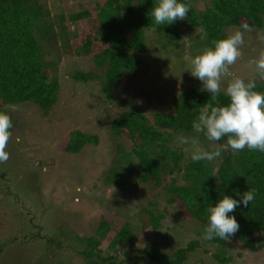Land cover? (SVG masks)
<instances>
[{"label":"rangeland","instance_id":"1","mask_svg":"<svg viewBox=\"0 0 264 264\" xmlns=\"http://www.w3.org/2000/svg\"><path fill=\"white\" fill-rule=\"evenodd\" d=\"M33 1L43 5L54 23L56 42L44 45L47 66L41 74L43 86L50 91L38 105L18 104L24 100L26 83L15 84L12 93L0 87V112L9 114L13 124L7 148L10 158L0 163V264H100L101 255L96 252H111L103 254L113 257L111 264H154L139 256L138 250L155 244L149 252L168 261L191 242L194 245L183 252L182 264H264L263 234L258 236L261 241L251 240L246 248L230 239L220 248L202 239V223L190 217L177 192L167 190L171 186L179 191L190 184L183 177L189 163L208 174L213 165L227 163L223 153L212 162H193L186 146L175 143L178 129L170 126L177 115L174 100L188 89H202L201 81L190 74V59L213 46L205 32L207 24L188 14L170 25H133L132 32L123 34L133 45L124 51L133 56L136 67L121 86L111 87L113 99L108 101L102 83L105 59L115 51L118 39L105 34L119 29L110 22L111 12L101 11L107 0ZM205 1L196 0L190 10L198 13ZM257 33L253 29L245 34L243 55L231 68L232 77L247 80L252 75L248 62L264 50ZM81 73H90L92 78L73 79ZM262 81L257 78L256 91L263 92ZM130 109L141 112L155 129L168 130L157 138L150 153L160 165V185L153 179L139 181L134 166L122 180L117 172L118 150L130 143L125 133L115 137L110 124ZM77 131L97 134V145L88 143L80 152H66V144ZM199 138L211 150L213 144L202 135ZM174 154L182 156L175 159ZM144 208L145 231L138 228L140 219L136 220ZM101 219L111 227H103ZM125 223L133 230L132 241L115 251L110 239ZM219 252L227 253L230 261L219 262ZM237 253L242 254L240 259Z\"/></svg>","mask_w":264,"mask_h":264},{"label":"trees","instance_id":"2","mask_svg":"<svg viewBox=\"0 0 264 264\" xmlns=\"http://www.w3.org/2000/svg\"><path fill=\"white\" fill-rule=\"evenodd\" d=\"M157 3L158 0H107L102 6V12L109 10L114 17L117 16L110 18V22L119 29L118 31H106L105 34L107 36L114 35L118 39V43L113 47L115 51L110 52V57L105 59L107 63L102 83L108 90V101L113 99L111 87L121 86L131 77L136 67L133 56L124 51L133 43L123 34L126 31L132 32L133 25H136V28L142 25H154L151 12ZM185 3L190 6V9H193L192 4L196 3V0H186ZM188 14L207 24L205 32L212 45L214 41L226 37V32L229 30L233 32L243 23H248L253 29L264 32V0H207L203 10L198 13L190 10ZM55 42L54 23L44 12L43 5L41 6L39 2L33 0H0V87H3L8 93H12L18 86L17 83H26L22 90L24 100H20L18 104L31 101L38 105L44 93H49L50 88L43 86L41 77L42 70L47 66L43 60V51L45 44L54 46ZM91 78L90 73L73 75V79L80 81ZM29 92H33L34 95L30 96ZM217 101L219 105H227L229 102L228 97L222 91L214 101L202 90L188 89L186 93L174 100V109L177 115L175 123L170 125L171 128L178 129V131L176 130L177 134H194L192 124L197 120L202 107L206 104L215 106ZM155 121L159 123L160 120L156 119ZM110 129L117 138H121L125 133L130 143V147L118 150L117 153L119 156L116 168L120 179H124L126 170L130 166H134L139 181L153 179L157 185H160V165L151 159L150 153L157 138L168 132L167 128L164 127V130L155 129L154 126L148 125L141 112L130 109L115 118L110 124ZM98 141L97 134L86 135L77 131L72 134L64 150L69 153H77L86 144L97 145ZM225 142L226 139L218 143ZM181 156V154H174L175 159H180ZM222 159H226L227 163L213 165L209 174L202 169L197 171L192 163L187 164L183 177L190 184L179 190L182 191L181 194L177 190H172L171 186L167 190L171 194L174 192L176 195L177 193L180 195V200L190 217L202 223L200 231L203 232L208 223L207 209L210 205L214 206L225 195L240 200L244 192L254 189L255 199L249 206L244 207L241 204L233 213H230L235 216L240 226L239 230L230 237V240L232 244L239 241L246 248L249 241L259 239V234L264 236V152L252 151L247 148L237 153H232L229 150L223 152ZM187 194L192 197L186 198ZM168 200H171L170 197L167 198ZM146 212L147 209L144 208L140 218L136 216V220L140 219L138 228L144 231L148 229L146 224L142 225L143 214ZM101 225L111 227V224L104 220L101 221ZM150 227L152 228V226ZM132 237L133 230L125 223L119 233L110 239V246L114 250L120 251V246L127 247L132 241ZM259 240L261 241V239ZM207 242L217 244L220 248L225 247V240L218 237ZM154 245H149V248L145 250H138V255L150 258L154 264H182L186 259L183 252H188L194 242L188 244L186 249L178 250L173 254L174 258L168 261L159 257L160 255L149 252H152ZM125 252L123 251V253ZM104 253L112 254L111 252H96L101 255L100 264H111L110 260L113 257H103ZM219 253L217 255L219 262L230 261L231 258L227 253L221 252V259ZM157 256L158 259L154 260ZM236 256L240 259L242 254L237 253Z\"/></svg>","mask_w":264,"mask_h":264},{"label":"clouds","instance_id":"3","mask_svg":"<svg viewBox=\"0 0 264 264\" xmlns=\"http://www.w3.org/2000/svg\"><path fill=\"white\" fill-rule=\"evenodd\" d=\"M190 6L180 0H158L151 16L157 25H170L177 20L187 18ZM253 32L248 23H243L226 37L214 41L212 47L190 59V74L202 83V91L210 93L216 101L221 93V86L227 81L224 94L228 97L227 105L206 104L202 107L197 120L193 121L192 135L180 133L175 143L186 146L193 162H212L222 158V153H237L245 148L264 152V92L256 91L257 78L264 80V50L258 57L248 62L252 75L245 80L232 77L231 68L241 59L245 34ZM257 39L264 44V32L257 33ZM11 116L0 112V163H6L10 154L7 151L12 138ZM213 144L211 150L205 148L199 136ZM223 144L218 143L225 140ZM19 142V137H17ZM255 190H247L240 200L225 195L214 206L207 209L208 223L202 239L211 241L215 238L228 240L239 230V223L233 213L241 204L248 207L255 199Z\"/></svg>","mask_w":264,"mask_h":264}]
</instances>
